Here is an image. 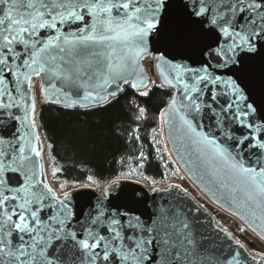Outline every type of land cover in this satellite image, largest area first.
<instances>
[{
  "label": "snow or ice",
  "instance_id": "1",
  "mask_svg": "<svg viewBox=\"0 0 264 264\" xmlns=\"http://www.w3.org/2000/svg\"><path fill=\"white\" fill-rule=\"evenodd\" d=\"M148 57L175 156L264 238V0H0V264H246L240 240L228 234L238 247L225 253L227 230L185 207L181 184L146 215L134 191L113 204L105 189L85 209L42 179L37 104L95 107L125 86L147 97Z\"/></svg>",
  "mask_w": 264,
  "mask_h": 264
},
{
  "label": "trees",
  "instance_id": "2",
  "mask_svg": "<svg viewBox=\"0 0 264 264\" xmlns=\"http://www.w3.org/2000/svg\"><path fill=\"white\" fill-rule=\"evenodd\" d=\"M148 88L149 95L142 97L125 86L113 102L95 107L38 103L39 130L52 166L58 169L54 177L66 185L84 184L89 177L106 185L117 179L129 162L137 163L141 153L146 176L161 180L167 173H175L174 164L163 151L160 134L152 138L150 133L158 126L159 111L169 91L152 84ZM140 108L146 109L143 116ZM138 116L140 119H136Z\"/></svg>",
  "mask_w": 264,
  "mask_h": 264
},
{
  "label": "water",
  "instance_id": "3",
  "mask_svg": "<svg viewBox=\"0 0 264 264\" xmlns=\"http://www.w3.org/2000/svg\"><path fill=\"white\" fill-rule=\"evenodd\" d=\"M153 54L155 55L154 50H153ZM148 58H151V57H148ZM143 64H144V62H143ZM154 64H155V61H154ZM144 66H145V64H144ZM154 71L157 75V70L155 68H154ZM147 74L149 77V84H148V86H149L150 85V76H149L148 71H147ZM157 77L160 81V78L158 75H157ZM37 84H39V87H40V81L38 78L36 80V85ZM142 90H144V88L140 89V91H142ZM41 94H42V97L45 95L51 96L52 92L50 90L47 94H45V93H41ZM48 103L63 106V104H57L54 100H50V101H48ZM64 103L71 104L72 99L65 100ZM83 103L88 104V105L92 104L91 101L83 102ZM101 104H104V103H101ZM87 107H90V106H87ZM74 108H85V107L77 106ZM18 114L22 115V113H18ZM35 119H36V124H37V128L35 130V133H36V135H39V137H40V140H41L40 149L42 151V156L40 158H36V160L38 163H42L44 165V175H43L42 179H44L51 187H53L49 181L48 174H47V166H46V158H45V146H47V145H46V143H45V141H44V139L40 133V130H39V125L37 122V108H36ZM162 138H163L165 146L169 149V151H168L169 154L170 153L172 154V160L175 163V165L183 172V174H185L188 177V179L193 183L194 186L199 185V181H196L195 177L191 176V174L187 172V169L185 168L184 164L179 162V158L175 156L174 149H172L171 144L167 143L164 132H162ZM33 142H35V141H33ZM65 185H66L65 182L61 183L60 188L63 189ZM168 186H166V187L154 186L152 188H148L145 185H143L137 181H134V180L115 179V180L108 182L102 191H99V190H96L93 188H89V187H78V188L73 189L71 191H67V193L69 194V197L74 204H79L80 206H82L86 209L89 206V204H94L96 202L97 197L101 196L104 193L105 189L108 190V193H107L108 198H109V200H111V202L113 204L127 203L129 195L134 191L138 194L139 197L144 198L143 201L140 204L135 205V207L137 208L138 211H142L147 215L151 211V208L154 204H158L161 200H164V199H170L171 197L169 196V193H179V191H180L179 189L169 188ZM153 188L161 189L162 191L154 192ZM196 188L200 193H202L212 203H214L215 205H217L221 209H223V210L227 211L228 213L232 214L233 216H235L249 230H251L257 237H259L262 241H264V238H261V236H260V230L256 229L254 231L253 227H250V219L251 218H249V220H245L244 216L241 213L237 212L236 209L234 207H232L229 203H225L223 200L218 199L217 197H211L209 195H205L204 192L202 191V186H199ZM54 190H56V189L54 188ZM57 194H58V192H57ZM58 195L62 196L63 194H58ZM184 205H185V207L192 209L193 213L200 218L201 222L204 224L205 228L208 230L209 233L215 234L214 233L215 229H225V228L219 226L216 223L213 215L207 209H205L201 204H199L191 195L184 197ZM197 209L199 211H197ZM257 223H258V221H257ZM228 234H231V237H234V235L229 230H227L226 233L221 231L220 235H219V241L221 243H223L225 253L228 252L230 244H231V247L234 249L238 247L237 245H235L234 242H232V240L229 238ZM241 243L244 244L243 242H241ZM253 255H255V254L251 253L248 250V248L246 247V245L244 244V249L242 250L241 259L243 261H245L246 264H253V261L251 259V257ZM258 260H259V257L257 256V261Z\"/></svg>",
  "mask_w": 264,
  "mask_h": 264
},
{
  "label": "rangeland",
  "instance_id": "4",
  "mask_svg": "<svg viewBox=\"0 0 264 264\" xmlns=\"http://www.w3.org/2000/svg\"><path fill=\"white\" fill-rule=\"evenodd\" d=\"M144 64L147 68V71L149 72L150 76V84L152 80H155L157 84L160 83L155 71L154 67L149 68V65H154V60L152 58H146L144 61ZM37 90L39 89V84L36 85ZM38 95L42 98V94L38 93ZM159 123L158 126L152 128L150 131L151 137L153 138L155 133H159L161 136L162 143L164 145V148L166 147L162 138V131L160 130V120L158 119ZM169 157V152H166ZM140 156H138L137 160L138 162H129L125 168L124 171L120 173L117 179L121 180H134L137 181L143 185H145L148 188H152L154 186H161L166 187L170 184H181L182 187H187L189 189L190 195L199 203L201 204L205 209H207L214 217L216 223L229 230L236 239L243 242L248 250L253 253L257 254L259 252H264V241H262L259 237H257L251 230H249L239 219H237L232 214L228 213L227 211L221 209L214 203H212L209 199H207L202 193H200L197 188L193 185V183L188 179V177L183 174V172L175 165L173 160L171 159V162L174 164L176 170H180L179 176L175 173H167L165 177L161 180H155L148 176H146L141 167V159ZM45 158H46V166H47V174L49 181L51 185L57 190L58 194H63L64 192L71 191L73 189H76L78 187H89L93 188L99 191H102L105 187V185L99 183L96 179L92 178V180H88L84 184H77V185H65L63 189L60 188L61 181L54 177L52 174V163L48 151V147L46 146L45 151ZM185 177L184 180H181L180 177ZM239 227H244L246 229L245 232L241 233L238 231Z\"/></svg>",
  "mask_w": 264,
  "mask_h": 264
},
{
  "label": "bare ground",
  "instance_id": "5",
  "mask_svg": "<svg viewBox=\"0 0 264 264\" xmlns=\"http://www.w3.org/2000/svg\"><path fill=\"white\" fill-rule=\"evenodd\" d=\"M161 128H162V125H161V122H160V130H161ZM45 151H46V146H45Z\"/></svg>",
  "mask_w": 264,
  "mask_h": 264
}]
</instances>
